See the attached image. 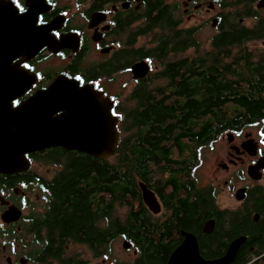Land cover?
Returning <instances> with one entry per match:
<instances>
[{
    "label": "flooded vegetation",
    "instance_id": "af4514ba",
    "mask_svg": "<svg viewBox=\"0 0 264 264\" xmlns=\"http://www.w3.org/2000/svg\"><path fill=\"white\" fill-rule=\"evenodd\" d=\"M0 26V43L8 47L1 68L27 87L14 106L59 76L79 77L80 86L92 84L110 101L118 145L127 140L133 147L147 137L135 128L138 90L163 107L185 109L202 102L215 83L224 86V96L233 90L245 97L234 105L227 96L219 107L226 115L231 109L259 110L257 115L240 111L231 127L229 118L219 123L221 118L212 115L210 133L199 137L195 126L190 137L181 139L184 150L169 143L152 151L146 172L132 167L124 199L118 184L108 190L106 183L104 189L99 174L103 162L112 164L111 175L117 174L118 145L106 159L60 146L28 154L25 170L0 173V264H136L144 254L143 263L151 264L156 246L161 264H168L185 244L182 253L196 247L203 260L212 261L239 237L246 239L237 256L246 250L247 236L231 237L230 221L264 222V0H0ZM171 32L175 37H164L161 48L164 59L174 58L175 71L167 70L165 60L154 70L151 50ZM34 46H40L35 53ZM141 63L149 70L136 78L134 67ZM123 74L132 78L128 106L120 103L127 84L117 93L102 85ZM205 148L211 176L200 183L197 168ZM125 153L135 165L136 151ZM87 157L99 165L88 176ZM220 190L235 206L221 205ZM119 209L125 210L123 220ZM73 214L82 222L79 229L59 225ZM143 217L145 230H120L127 219ZM129 233L144 254L126 238ZM120 239L122 248L132 251L128 263L118 262L113 251ZM249 252L247 264H263L264 254L253 257V246Z\"/></svg>",
    "mask_w": 264,
    "mask_h": 264
},
{
    "label": "water",
    "instance_id": "95a60500",
    "mask_svg": "<svg viewBox=\"0 0 264 264\" xmlns=\"http://www.w3.org/2000/svg\"><path fill=\"white\" fill-rule=\"evenodd\" d=\"M1 34L0 26L2 37ZM7 48L0 43V173L25 170L28 154L56 146L101 159L110 157L119 141L110 101L92 84L80 86L77 79L59 76L46 90L14 106L12 101L21 97L27 87L20 77L3 72L2 53ZM39 48L34 46L32 52ZM148 70L145 63L135 65V77ZM245 239H235L221 258L212 261L203 260L196 247L191 254L182 253L189 246L185 244L172 254L168 264H231Z\"/></svg>",
    "mask_w": 264,
    "mask_h": 264
},
{
    "label": "trees",
    "instance_id": "16d2710c",
    "mask_svg": "<svg viewBox=\"0 0 264 264\" xmlns=\"http://www.w3.org/2000/svg\"><path fill=\"white\" fill-rule=\"evenodd\" d=\"M169 29H173V27H170ZM167 38H174L175 33L171 32L166 34L165 36H161V39L159 40V43L156 48L151 50V58L154 62L159 63L161 65L162 61L165 60L170 62L168 65L167 70L175 71V62L174 58L169 56L166 59L163 57V50L161 48V43L163 39ZM166 46L172 45L171 44H165ZM169 73V72H168ZM157 77L154 78H160V75H156ZM174 74H171L169 78H174ZM214 88L210 90L209 94L204 95L203 101L198 103L196 107L192 108H177L173 104L167 105L163 107V103L157 102L155 103L153 99L146 98L145 93L143 90L139 92L137 91V98L139 102V107L136 110V113L134 115L136 119V125L135 128L139 129V131L142 133V135H146V139H143V141L139 142L136 146L131 147L130 141L122 140L120 141L117 150L122 151V154L119 155V162L117 167V174L111 175L112 173V164L110 162H103L101 164V168L99 174H101V178L103 181V188L105 189L106 183H108V190H110L111 184H118L117 190L120 193V198L124 199L126 198V191H127V183L133 181V179L130 178V174L132 172V167L139 172H146V160L148 157L152 155V151L155 150H162L166 149L168 147L169 143L177 144L178 148L180 150H184L185 144L181 142V139L190 137V135L193 134V130L195 126H198L197 133L199 137H203V135H207L210 133L211 128V120H209L212 115H218L221 119L219 123H224L226 120V117L229 118V126L235 125V121L240 118V111L241 113L245 111L244 115H247L251 113V115H257L259 112L255 111L254 109L250 110H232L229 115H226L223 110H221L219 107L221 106L220 103H222L224 100L228 99L230 103L236 105V104H242V101L245 100V97L241 96V93H238L236 91H231L227 96H224L223 91H226L224 86L221 84H213ZM219 104V105H218ZM129 114H127L124 118V123L121 126V130L124 132H127L129 130ZM222 125V124H221ZM134 150L136 153L133 155L134 164H130L128 161L129 155L125 153L128 150ZM99 166L95 161H91L89 157L86 159L85 167L87 176L90 175L91 172L94 171L95 167ZM137 173V172H136ZM141 177L143 175L141 174ZM65 189V187H64ZM67 190V189H66ZM80 189H78L79 191ZM64 192V191H62ZM121 199V200H122ZM76 214H73L72 217H66L60 220L59 225L64 228L68 227V225H74L75 228H78L82 222H80L75 216ZM231 225L234 226V228L231 229V237H235L237 235L244 234L247 236V245L246 250L241 252L235 261L232 264H247L250 261L251 255L249 252V247H254V252L252 253L253 257H258L264 254V244L261 243V239L264 234V222L261 223H254L253 221L241 223V224H235V221H230ZM72 227V228H74ZM120 230L123 231H129L131 229L133 230H145L146 227V220L145 218H137L136 220L130 219L126 220L123 223H120ZM79 229V228H78ZM126 238L130 239L131 241H134L133 243L141 249V253L144 254L145 251L143 250V246L139 244V242L132 237V235L129 233ZM153 253L149 254L151 256V264H161L162 254L159 253L158 247H153ZM220 254H216L215 256H219ZM145 256V254H144ZM139 263L137 261L136 264H145L143 263V259ZM264 261V260H263ZM264 264V262H263Z\"/></svg>",
    "mask_w": 264,
    "mask_h": 264
},
{
    "label": "rangeland",
    "instance_id": "374dc122",
    "mask_svg": "<svg viewBox=\"0 0 264 264\" xmlns=\"http://www.w3.org/2000/svg\"><path fill=\"white\" fill-rule=\"evenodd\" d=\"M153 66H154V70L156 69V63L152 62ZM157 67V66H156ZM158 70V69H156ZM154 73V72H152ZM130 76V75H129ZM122 83L127 84L128 86L123 88V94L121 97V101L120 103H123V105H127V101H126V97L129 94V90L131 89V85H132V78L131 76L129 78H127L125 76V74L123 75H118L117 77H115L114 81H111V79L109 81H103L102 85L108 86L110 92L112 93H117L118 90L121 89V87H123ZM161 83V82H159ZM123 100V102H122ZM128 106V105H127ZM210 153H209V148H205L202 151V162L199 164L198 168H197V176H198V181L200 183H206L210 180V176H211V164H210ZM262 184H264V182H262ZM219 200L220 202H222V200H224V206L230 205V206H235V201L234 199L231 197V195H229L228 193H223L222 190H220L219 193ZM124 209H119V215H120V219L123 220L124 218ZM113 251L114 253H116L118 262L120 263H128L131 261V259H133V254L132 251H126L125 249L122 248V241L121 239L113 244Z\"/></svg>",
    "mask_w": 264,
    "mask_h": 264
},
{
    "label": "snow or ice",
    "instance_id": "6c2138e0",
    "mask_svg": "<svg viewBox=\"0 0 264 264\" xmlns=\"http://www.w3.org/2000/svg\"><path fill=\"white\" fill-rule=\"evenodd\" d=\"M13 2L15 3L16 2V0H13ZM17 7H19V4H17ZM21 11H23V9H21ZM24 67L25 68H27L28 67V65H24ZM77 79H79V77H77ZM15 101H13V105H15Z\"/></svg>",
    "mask_w": 264,
    "mask_h": 264
}]
</instances>
